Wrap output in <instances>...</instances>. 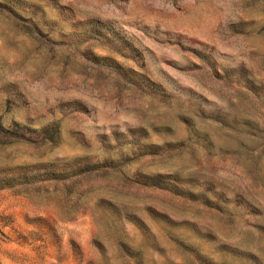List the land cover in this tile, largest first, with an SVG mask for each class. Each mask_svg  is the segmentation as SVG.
I'll return each mask as SVG.
<instances>
[{
    "label": "rangeland",
    "instance_id": "1",
    "mask_svg": "<svg viewBox=\"0 0 264 264\" xmlns=\"http://www.w3.org/2000/svg\"><path fill=\"white\" fill-rule=\"evenodd\" d=\"M0 264H264V0H0Z\"/></svg>",
    "mask_w": 264,
    "mask_h": 264
}]
</instances>
